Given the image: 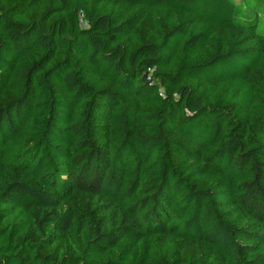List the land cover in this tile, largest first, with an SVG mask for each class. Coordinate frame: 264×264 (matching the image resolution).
Masks as SVG:
<instances>
[{"label":"trees","instance_id":"trees-1","mask_svg":"<svg viewBox=\"0 0 264 264\" xmlns=\"http://www.w3.org/2000/svg\"><path fill=\"white\" fill-rule=\"evenodd\" d=\"M0 264H264V0H0Z\"/></svg>","mask_w":264,"mask_h":264}]
</instances>
